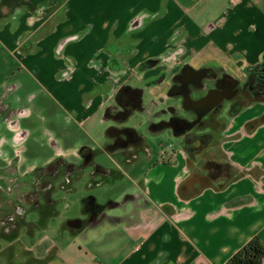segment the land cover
Listing matches in <instances>:
<instances>
[{"label": "crops", "instance_id": "1", "mask_svg": "<svg viewBox=\"0 0 264 264\" xmlns=\"http://www.w3.org/2000/svg\"><path fill=\"white\" fill-rule=\"evenodd\" d=\"M263 54L264 0H0V90L11 74L20 76V87L37 91L41 117H21L28 130L20 142L24 164L53 159L51 139L65 155L84 146L95 151V163L103 152L118 157L116 165L97 163L99 169L86 166L77 178L55 179L48 200L39 197L44 207L35 216L15 230L0 226V264H225L251 238L264 244V98L233 113L222 110V126L210 129L229 179L196 180L183 147L162 160L169 166H150L155 156L138 130L143 146L123 149L105 134L113 123L103 128L104 147L90 137L68 144L64 128L79 114L71 99L81 87L104 122L124 84L142 87L146 105L165 96L183 63L238 76ZM24 75L36 76L34 85ZM37 146L46 151L28 157ZM80 180L87 192L80 197L81 215L59 216L55 189L68 206ZM12 196H0L2 211H9ZM88 196L119 204L95 217L85 209Z\"/></svg>", "mask_w": 264, "mask_h": 264}, {"label": "flooded vegetation", "instance_id": "2", "mask_svg": "<svg viewBox=\"0 0 264 264\" xmlns=\"http://www.w3.org/2000/svg\"><path fill=\"white\" fill-rule=\"evenodd\" d=\"M19 85V82L8 83L0 90V196L14 194L9 211L0 209V226L6 231L18 229L25 224L27 215L37 214L44 207L40 204L39 197L48 200V192L55 179L69 181L81 176L86 166L100 168L92 159L94 150L81 146L71 154L74 158L70 159L55 139L50 140L56 153L53 159L44 164H24V151L20 142L28 130L22 128L21 117L25 114H33L36 120L41 117L35 103L37 91L32 90L23 95L18 93ZM217 96L221 100L209 108ZM167 98L177 101L165 105L163 100ZM254 98H264V54L260 63L246 67L238 76L223 67L202 65L194 68L183 63L171 76L165 96L150 100L136 112L142 111L148 130L159 132L169 129L173 134H179L189 141L193 136L201 138L209 136L211 132L198 133L195 129L209 127L215 130L222 126L218 119L222 110L226 109V113L236 112L244 103ZM113 104L107 106L109 112L118 110ZM135 131L137 132L135 127L133 131L123 127L110 145L123 149L143 146V135H136ZM24 166L30 168L23 169ZM24 186L31 187L29 193L22 189ZM27 195L30 203L25 207L22 200ZM137 195L142 197L141 192ZM116 204L119 203L109 201L103 205L90 202L85 204V209L100 218L109 207ZM77 221L74 222L75 226H81V220Z\"/></svg>", "mask_w": 264, "mask_h": 264}, {"label": "rangeland", "instance_id": "3", "mask_svg": "<svg viewBox=\"0 0 264 264\" xmlns=\"http://www.w3.org/2000/svg\"><path fill=\"white\" fill-rule=\"evenodd\" d=\"M11 78H9V81L5 83H12V82H19L18 81V75L11 74ZM23 78L30 82L29 85H34L36 76H27L24 75ZM34 81H33V80ZM26 84V83H25ZM22 85V84H21ZM73 85V84H72ZM37 87H35L36 89ZM81 87L80 89H82ZM75 91L71 102L72 104H75V106L79 110V114L72 116L71 122L64 127L67 132L68 137V144H71L74 140L77 138L86 139L90 137L94 142H96L99 146H105V137L103 134V128L108 127L113 121H100V113L97 108V102L93 97L88 96V92L81 91V90ZM34 90L33 86L29 88V86H21L19 88L20 94H26L29 91ZM83 90V89H82ZM37 95V94H36ZM72 96V94H71ZM88 96V98H87ZM44 98V97H42ZM175 102L174 100H167L166 102ZM177 101V99H176ZM83 111L84 113H80ZM89 111L93 112V115H88ZM181 113H183L181 111ZM124 125L135 127L140 133L145 135L147 137V142L149 144V147L151 148L152 152L154 153V162L150 166H154V164H158L155 166H169L166 164V162H163V159H166V156H168L169 153L173 151L180 150L182 147L186 149L188 152V159L189 164L191 166V173L196 180L200 181V177L202 179L210 181L208 171L206 170V166L208 163L212 162H220L221 164L225 163V159L222 157L220 153V147L219 142L216 139L215 134H210L209 136H203L201 138H195L193 136L192 139L186 140L183 138V136H174L172 131L169 129L161 130L159 132H148V125L144 122V117L141 113H138L134 111L132 115L124 121ZM198 133L206 131L209 132L210 128L206 127L202 130L195 129ZM62 129L59 127L57 128V133L62 136ZM64 133V132H63ZM65 134V133H64ZM41 146V145H40ZM37 146L34 153L27 154L28 157L38 156L40 153L43 154L46 151V148L44 146L40 147ZM162 149L164 152H162ZM72 154V153H71ZM66 155L70 159H73V155ZM118 159L117 155L113 158L112 156L108 155L106 152H103L102 154H98L96 158L97 163L101 164H108V165H116V160ZM158 162V163H157ZM228 165L223 167V171H229L230 167H227ZM229 168V170H228ZM59 180V179H57ZM85 181L80 180L76 182L75 186L78 188L77 191L70 194V200L71 204L68 206H65V202L63 200V191L59 188H56L54 191V195L56 199H61L57 203V210L59 211V216H68V215H81V203H80V197L84 194H86V190H84L83 187H81L82 183ZM130 189V188H129ZM92 191L95 193L99 192V189L95 188ZM30 216H35L33 213L30 214ZM56 220V218H54Z\"/></svg>", "mask_w": 264, "mask_h": 264}, {"label": "trees", "instance_id": "4", "mask_svg": "<svg viewBox=\"0 0 264 264\" xmlns=\"http://www.w3.org/2000/svg\"><path fill=\"white\" fill-rule=\"evenodd\" d=\"M143 88L136 87L129 84H124L119 87L115 94V104L118 109L116 112H109L108 107L105 109V117L114 122L113 126H109L105 134L107 137L112 138L114 142L117 132L124 128H129L132 131L134 127L124 125L126 121L134 111L140 109L143 106L144 96ZM136 132V131H135ZM137 135V132H136ZM228 165L226 162L221 164L220 162H210L206 166L209 179H215L222 175L230 177V170L223 171V167ZM227 177V179H229ZM85 204L95 202L93 196H88L84 199ZM264 256V244L257 237L251 238L244 245H242L237 251H235L226 260L225 264H262Z\"/></svg>", "mask_w": 264, "mask_h": 264}, {"label": "water", "instance_id": "5", "mask_svg": "<svg viewBox=\"0 0 264 264\" xmlns=\"http://www.w3.org/2000/svg\"><path fill=\"white\" fill-rule=\"evenodd\" d=\"M220 100H221V97H218V96H217V97L214 99L213 103H211V104L209 105V108L215 106V105L218 103V101H220ZM138 112L142 113V111H138ZM177 135H179V134H177Z\"/></svg>", "mask_w": 264, "mask_h": 264}, {"label": "built area", "instance_id": "6", "mask_svg": "<svg viewBox=\"0 0 264 264\" xmlns=\"http://www.w3.org/2000/svg\"><path fill=\"white\" fill-rule=\"evenodd\" d=\"M162 152H164V150L162 149Z\"/></svg>", "mask_w": 264, "mask_h": 264}]
</instances>
